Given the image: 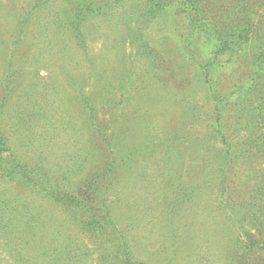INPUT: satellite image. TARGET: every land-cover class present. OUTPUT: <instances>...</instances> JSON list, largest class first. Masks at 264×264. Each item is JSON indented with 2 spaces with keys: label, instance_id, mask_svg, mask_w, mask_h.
<instances>
[{
  "label": "rangeland",
  "instance_id": "rangeland-1",
  "mask_svg": "<svg viewBox=\"0 0 264 264\" xmlns=\"http://www.w3.org/2000/svg\"><path fill=\"white\" fill-rule=\"evenodd\" d=\"M28 1L0 0L6 42ZM38 35L15 52L23 72L1 116L0 264H224L238 224L206 102L181 108L180 93L154 80L138 93L145 63L132 64L134 48L117 47L108 22L86 50L70 38L62 51L43 47ZM201 131L189 149L188 133ZM8 164L42 184L10 179Z\"/></svg>",
  "mask_w": 264,
  "mask_h": 264
},
{
  "label": "trees",
  "instance_id": "trees-1",
  "mask_svg": "<svg viewBox=\"0 0 264 264\" xmlns=\"http://www.w3.org/2000/svg\"><path fill=\"white\" fill-rule=\"evenodd\" d=\"M15 17L10 43L0 21V59L7 61L0 78V126L23 72L17 49L39 41L41 33L43 47L62 51L70 38L76 49L86 50L88 37L108 22L115 45L127 41L134 48L132 64L145 63L146 76L134 79L140 81L138 93L154 80L169 94L180 93L181 108L195 112L202 100L211 109L214 159L222 181L230 173V211L238 224L225 237L223 262L264 264V255L255 256L264 252V0H29ZM205 134L188 133L189 149L203 143ZM5 140L0 130V150ZM4 169L12 180L42 184L21 167Z\"/></svg>",
  "mask_w": 264,
  "mask_h": 264
}]
</instances>
